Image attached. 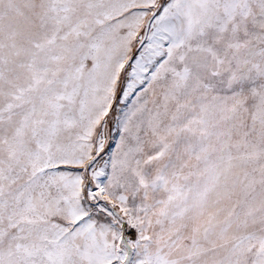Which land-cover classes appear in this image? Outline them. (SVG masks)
I'll use <instances>...</instances> for the list:
<instances>
[{
  "label": "snow or ice",
  "instance_id": "6c2138e0",
  "mask_svg": "<svg viewBox=\"0 0 264 264\" xmlns=\"http://www.w3.org/2000/svg\"><path fill=\"white\" fill-rule=\"evenodd\" d=\"M0 264H264V0H0Z\"/></svg>",
  "mask_w": 264,
  "mask_h": 264
}]
</instances>
